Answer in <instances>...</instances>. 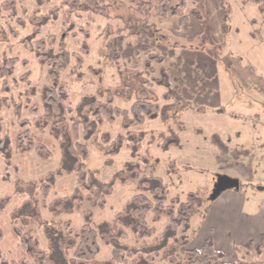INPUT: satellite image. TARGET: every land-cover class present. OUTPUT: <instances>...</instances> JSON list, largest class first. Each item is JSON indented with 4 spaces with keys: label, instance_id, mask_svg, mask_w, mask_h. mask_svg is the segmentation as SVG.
Masks as SVG:
<instances>
[{
    "label": "rangeland",
    "instance_id": "1",
    "mask_svg": "<svg viewBox=\"0 0 264 264\" xmlns=\"http://www.w3.org/2000/svg\"><path fill=\"white\" fill-rule=\"evenodd\" d=\"M5 1L0 0V7ZM64 1L54 0L42 8L41 15H46L52 8L58 7L61 11L57 21L43 27H34L29 21L37 9L36 0H15L16 15L14 16L0 11V62L3 58L18 59L13 75L8 80L9 94L17 100L18 95L29 91L30 88L36 91L31 103L24 109L22 119L42 116L40 93L47 85L46 66L40 64L24 45L27 37L46 39L55 36L58 45L65 46L71 53L78 52L83 42L86 41L88 44L89 53L82 67V82H71L66 76L67 72L62 75V82L66 86L72 106L85 95L103 92L106 96L108 91L115 95L116 107L129 109L139 98L141 88L135 73L127 75L126 72H137L144 79L151 80L152 77L159 79V69L164 68L169 76L171 88L167 90L156 85L147 87L160 112L157 119L147 121L142 128L145 137L141 142L139 159L148 162L146 175L153 172L168 185L170 198L178 196L181 201H185L188 193H197L202 199V206L192 216L191 231L186 233L187 239L193 245L194 236H201L207 231L198 223L204 220L214 202L210 200V195L220 177L227 175L229 178L241 179L240 183L245 187V196L249 202L253 200L252 195H259L256 185L245 184L243 181L241 170L247 167L246 158L249 149L246 147L250 145L247 143L250 135L244 127L236 123L230 125L226 121H216L213 119L216 114L200 117L195 115L192 108L198 107L199 104L204 107L226 104V98H230L234 92L233 97L238 100L228 104V109L232 110L233 105L240 107L247 102L250 106L254 105L255 110L264 113V85L260 84L264 80V43L253 40L264 39V17L254 4L243 3V0H186L184 14L188 21L179 26L175 17L158 18L155 14L156 0H146L154 7L150 18V34L133 36L127 31H122L121 21L86 13H79V16L74 15L68 19L62 6ZM121 1L126 5L130 3V0ZM123 10L117 9L111 17L121 16ZM197 14L200 19L195 17ZM84 33L89 35V39L86 40ZM149 55L164 58L161 65H152L154 72L151 76L146 73L144 66ZM249 60L260 64L256 70H250L243 76L242 71L245 74ZM232 70L238 73L240 83L242 82L235 89L231 79L233 76L229 75ZM25 74H28L27 79L23 78ZM253 78L259 79L256 83L259 86L255 85L254 90H249L244 84ZM233 79L236 80L235 77ZM9 94L0 92V97L6 98ZM252 99L258 104H252ZM238 110L240 109L232 111L237 113ZM256 114L260 113L256 112ZM0 118L4 133L13 136L19 127L11 107H1ZM177 121L183 123L184 132L178 130L175 124ZM260 122L264 125L262 118ZM170 130L181 136L183 147L170 148L164 152L160 149V144ZM101 131L108 132L113 140L119 134H124L118 123L105 124ZM260 132L258 142L264 149V127ZM53 152L52 162L48 164L40 162L34 153L24 157L13 153V163L17 166L18 173L15 174L8 169L6 174L10 183L0 182V200L11 196L10 203L0 214V227L4 231L0 251L8 260L16 258L19 253L18 242L11 233V213L28 201L27 192L29 193L31 189L28 182L39 180L59 167L62 156L57 143H54ZM111 159L113 165L105 166L104 158L98 149L91 146L86 167L99 170L98 179L107 182L115 173L124 169L125 163L132 161L130 151L124 147ZM134 162L142 166V161ZM6 169L0 158V176ZM167 171L168 173L170 171L171 175ZM17 178L21 180L19 184L21 195L13 194L15 190L13 181ZM136 184V181L116 183L112 194L107 198L105 209L93 211L94 223L111 222L135 194ZM74 188L75 176H62L49 194L47 203L70 196ZM254 207L253 204L250 207L246 204L244 213L255 212ZM89 208L85 203L80 212L62 215L60 220L62 223L70 222L71 228L78 231L83 225L82 213ZM35 209L39 213L38 222L44 221L49 216L41 206L40 199ZM165 225L164 219L152 225L156 228V233L145 242H137L129 233L128 242L135 246L150 244L162 234ZM29 228L39 238L41 247L47 249L48 242L38 223H32ZM100 247L101 252L97 259L108 260L111 249L103 244H100ZM188 248L187 246L186 249ZM237 260L252 262L262 261L263 258L256 256L253 247L248 253L241 248L228 250L226 262Z\"/></svg>",
    "mask_w": 264,
    "mask_h": 264
},
{
    "label": "trees",
    "instance_id": "2",
    "mask_svg": "<svg viewBox=\"0 0 264 264\" xmlns=\"http://www.w3.org/2000/svg\"><path fill=\"white\" fill-rule=\"evenodd\" d=\"M52 1L54 0H36L37 9L29 20L31 25L43 27L57 21L61 12L58 7L41 15L42 8ZM243 3L254 4L264 17V0H243ZM186 5V0H156L155 14L160 19L175 17L181 26L188 21L184 14ZM62 6L68 19L74 15L79 16V13L94 14L108 20L121 21L122 31H127L129 35L150 34V18L154 7L146 0H130L129 5L121 0H65ZM119 8L124 9L123 14L112 18L111 15ZM0 11L16 15L15 0H6ZM195 17L201 18L198 14ZM84 35L86 40L89 39L87 33ZM24 45L40 64L46 66L47 85L40 93L43 114L32 119H22L24 109L31 103L36 91L30 88L18 95L17 100L9 94L8 80L13 75L18 59L3 58L0 62V92L8 93L9 97H0V108L11 107L19 129L13 136L7 135L0 118V158L7 168L0 176V182L10 183L6 174L8 169L18 173L17 166L13 163V153L20 157L34 153L40 162L48 164L52 162L53 146L57 143L62 159L56 170L27 183L31 186L30 192H27L28 201L11 213L10 221L12 237L18 242L19 253L16 258L8 260L0 251V264H264V254L259 246L254 247V252L263 260L252 262H226L224 254L215 249L211 237L198 250L186 249L189 244L186 233L192 216L202 206V199L197 193H188L185 201H181L178 196L170 198L169 187L161 178L153 172L146 175L148 162L139 159L141 142L145 137L142 128L147 121L157 119L160 112L147 87L156 85L170 90V79L164 68L159 69V79L152 77L151 80L144 79L137 72H126L127 75L135 73L141 88L139 98L129 109L116 107L115 95L108 91L106 96L103 92L85 95L72 106L62 75L67 72L66 76L71 82H82V67L89 53L86 41L76 53L58 45L55 36L46 39L27 37ZM163 61V57L149 55L144 63L146 73L151 76L154 72L152 65H161ZM23 78L27 79L28 74L23 75ZM116 123L124 134H119L113 140L101 128L105 124ZM175 124L179 131L183 129L180 121ZM91 146L98 149L105 166L113 165L111 158L117 156L123 147L130 151L132 161L125 163L124 169L115 173L109 181L101 182L98 179L99 170L86 167ZM179 146L178 133L170 130L163 137L160 149L166 152ZM135 160L142 161V166ZM168 174L171 175L170 171ZM64 175L75 176L73 193L47 203L58 179ZM128 181L137 183L131 199L111 222L94 223L93 211L105 209L114 185ZM20 183L18 178L13 181L14 195L22 193ZM244 188L240 184L238 191ZM39 199L49 215L42 222H38L39 213L35 209ZM10 200L11 196L0 200V214ZM85 203L90 208L82 213L83 225L78 231L71 228L70 222H61L62 215L80 212ZM162 219L166 221L164 230L152 243L140 246L129 244V233L137 242L152 238L156 233V228L152 225ZM32 223H38L43 229L48 242L47 249L41 247L39 238L29 228ZM3 238L4 231L0 227V242ZM100 244L111 249L110 258L106 261L97 259L101 252Z\"/></svg>",
    "mask_w": 264,
    "mask_h": 264
},
{
    "label": "crops",
    "instance_id": "3",
    "mask_svg": "<svg viewBox=\"0 0 264 264\" xmlns=\"http://www.w3.org/2000/svg\"><path fill=\"white\" fill-rule=\"evenodd\" d=\"M253 40L257 43H264V39ZM250 49L252 48L250 47ZM259 64L260 62L249 60L245 74L242 71L243 76L246 75L247 72L249 73L250 70H256ZM226 69L229 71L228 68H225V70ZM232 71H230L229 75L233 76L231 79L233 88L235 89L237 86L242 84V82L240 83L241 79L238 73L236 74L235 71ZM254 72L256 74V71ZM234 77L236 80L233 79ZM258 80L259 79L257 78H253L250 81H246L244 86L249 90H254L255 85L259 86V84H256ZM260 84L264 85V80L263 83L261 82ZM233 94L230 98H226V104L216 107H204L199 104L198 107L192 108L195 115L200 117L208 114H216V117L213 118L216 121H226V123L230 125L235 123L240 124L250 135V139L247 141L250 145L249 147H246L249 149V154L246 158L247 167L241 171L242 176L244 177V183H252V185H256L257 194L259 195H252L253 200L249 202L245 196V190H228L222 193L220 197L217 198L210 206L204 220L198 223L199 225L202 224L201 227L204 228V230H207L205 231L206 233L201 236H194V244L191 245L190 241L188 244V249L198 250L203 246L205 241L211 237L215 249L224 254L225 261L228 250L232 248L245 249L248 253L250 252V248L253 247L254 249L255 246H259L264 254V149L261 148L263 146H260L258 142L260 139L261 128L264 127V125L260 122L261 118L264 121V116H262L264 113L260 112V110H255V106H250L247 102L240 107L233 105L234 109H240L237 113L232 111L234 109H228V104L235 103L238 100V98L233 97ZM252 100V104H258L256 100ZM256 112H259L260 114H256ZM179 137L180 146L178 148H182L183 140L181 136ZM188 169L190 168L188 167ZM222 177L229 178L227 175ZM238 181L240 183L241 179ZM246 204L248 207L253 204V206H255L253 209L256 211L249 214L244 213V207ZM190 231L191 223L188 233Z\"/></svg>",
    "mask_w": 264,
    "mask_h": 264
},
{
    "label": "water",
    "instance_id": "4",
    "mask_svg": "<svg viewBox=\"0 0 264 264\" xmlns=\"http://www.w3.org/2000/svg\"><path fill=\"white\" fill-rule=\"evenodd\" d=\"M240 183L236 179H231L227 177H220L213 188L210 195V200L215 201L220 195L228 190H238Z\"/></svg>",
    "mask_w": 264,
    "mask_h": 264
}]
</instances>
